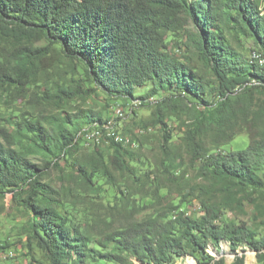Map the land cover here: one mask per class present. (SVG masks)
I'll use <instances>...</instances> for the list:
<instances>
[{"label": "trees", "instance_id": "1", "mask_svg": "<svg viewBox=\"0 0 264 264\" xmlns=\"http://www.w3.org/2000/svg\"><path fill=\"white\" fill-rule=\"evenodd\" d=\"M254 48L264 52V0H0V98L23 104L0 123V197L11 193L24 211L13 231L26 264H175L185 255L225 264L208 252L222 241L263 264L259 225L224 212L248 203L264 219V66L251 62ZM99 93L150 106L162 133L157 163L134 173L128 145L143 142L130 131L87 143L85 129L103 132L110 119L86 105ZM242 132L248 144L226 149ZM181 153L202 183L176 174ZM116 174L126 192L108 205L93 199L96 177L115 183ZM187 188L199 194L193 215L164 192ZM8 246L4 259L14 256Z\"/></svg>", "mask_w": 264, "mask_h": 264}, {"label": "rangeland", "instance_id": "2", "mask_svg": "<svg viewBox=\"0 0 264 264\" xmlns=\"http://www.w3.org/2000/svg\"><path fill=\"white\" fill-rule=\"evenodd\" d=\"M247 46L253 47L252 41H246ZM249 49L247 50V56L249 54ZM148 87H139L136 88L135 92L137 94H142L146 91ZM78 105H82L81 102L75 101ZM135 105L133 106L132 105ZM117 104L119 108L124 107L125 112H123V116L121 118H115L116 121V129L119 131V134L126 137H131L128 131L131 134H135L139 141H135L134 144L128 145L130 151L134 153V155L138 158L136 162H133L134 168L132 169L135 174H140L143 169L148 166H153L154 163L158 162V158H160V148L159 145L162 140V133L159 129V126H153L151 122L148 121L150 106H143L139 102L138 99L125 101L123 99L117 100H108L103 94L99 93L97 97L92 98L86 103L87 106H92L95 109H100L103 107L104 113L108 118H114V114L112 111V105ZM121 106V107H120ZM23 108V104L20 100L13 103H6L0 98V123L4 124V118L12 112H15L16 109ZM41 112L47 113L49 110L53 111L56 108L53 106H48L46 104H39L37 107ZM147 122L148 127H144V123ZM172 123V131L174 128H177L175 123ZM176 126V127H175ZM86 138V137H85ZM178 136H175L170 144H174L177 141ZM87 142L91 143L90 139H86ZM248 135L245 132L238 134L232 141L225 144L226 149H242L248 144ZM105 140L102 137L101 143L105 144ZM108 151L105 149V153ZM182 157H178L180 167L176 174L179 177H184L186 180L190 182V184H200L203 180L198 176V168L197 165L190 163L189 155L186 153H181ZM126 176H131L129 172L124 173ZM117 177V181L112 183L107 180L105 177L99 175L96 177V183L100 187L99 191L93 192V199L102 202L104 205H108V203H113L120 191L126 192L128 189L126 182L123 180L122 176L119 174L115 175ZM52 180L56 179V174H53ZM167 196V200L174 202L175 204H179V213L186 214H196L200 211V203H199V194L198 192H192L189 188L185 189L181 195H177L176 193H168L166 190L164 191ZM11 193H6L4 197H0V244L9 245L7 250L9 253L14 254V256L10 259H4L5 256L0 249V264H26L27 257L25 256V251L22 249L21 245L16 242V237L14 236V226L16 224L21 223L25 214L23 209H20L17 203L11 202ZM136 201H140V198L137 196ZM142 202L148 203L145 207H142V212L140 215H143L149 210V198H143ZM225 216L232 219H240L246 220L253 225H259V232L264 234V219L259 218L256 215L255 210L253 209L251 204H245L243 207V211H237L232 209H225ZM15 249V250H14ZM218 251L222 252V255L218 258H223L225 264H231L234 261L236 255H242L243 264H261L258 262L256 251L248 248V247H239L235 252H232L229 247L226 245L224 241L221 242L220 249ZM208 252L212 254L210 247L208 248ZM217 258V257H215ZM217 258V259H218ZM132 264H142L138 260H133ZM175 264H203L198 260L194 259L190 255H185L176 260ZM264 264V263H263Z\"/></svg>", "mask_w": 264, "mask_h": 264}, {"label": "bare ground", "instance_id": "3", "mask_svg": "<svg viewBox=\"0 0 264 264\" xmlns=\"http://www.w3.org/2000/svg\"><path fill=\"white\" fill-rule=\"evenodd\" d=\"M249 57H250L251 62L257 63L260 66H264V52L263 51L257 48H254L250 51ZM113 109H114L113 114L115 118H121L123 116L122 108L114 107ZM115 118L113 119L110 118L109 120L106 121L105 124H103V132L97 129L96 124H94L91 127L90 132L87 135V138L90 139L92 142H98V143L102 141V137L104 138V140L107 138L109 140L110 137H113L115 141H120L121 133L120 134L117 133V130H115L116 132H114V129L116 128Z\"/></svg>", "mask_w": 264, "mask_h": 264}, {"label": "water", "instance_id": "4", "mask_svg": "<svg viewBox=\"0 0 264 264\" xmlns=\"http://www.w3.org/2000/svg\"><path fill=\"white\" fill-rule=\"evenodd\" d=\"M227 245V244H226ZM228 246V245H227ZM211 249V251H212V254L211 255H213L214 257H219V256H221L222 255V252L221 251H217L215 248H213V247H211L210 248Z\"/></svg>", "mask_w": 264, "mask_h": 264}, {"label": "built area", "instance_id": "5", "mask_svg": "<svg viewBox=\"0 0 264 264\" xmlns=\"http://www.w3.org/2000/svg\"><path fill=\"white\" fill-rule=\"evenodd\" d=\"M133 106H135V105H133ZM122 112H125V111H122ZM85 133H89V129H85ZM3 253L7 254L5 251Z\"/></svg>", "mask_w": 264, "mask_h": 264}]
</instances>
